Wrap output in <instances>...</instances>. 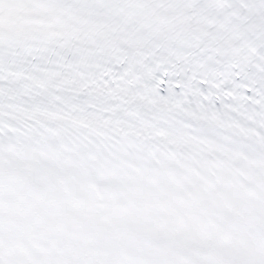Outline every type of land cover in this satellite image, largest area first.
<instances>
[{
  "label": "snow or ice",
  "instance_id": "snow-or-ice-1",
  "mask_svg": "<svg viewBox=\"0 0 264 264\" xmlns=\"http://www.w3.org/2000/svg\"><path fill=\"white\" fill-rule=\"evenodd\" d=\"M0 264H264V0H0Z\"/></svg>",
  "mask_w": 264,
  "mask_h": 264
}]
</instances>
